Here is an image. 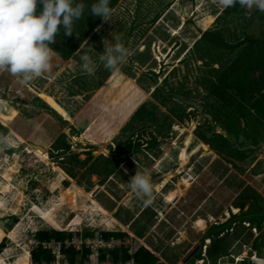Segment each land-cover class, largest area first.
Here are the masks:
<instances>
[{"label": "rangeland", "instance_id": "374dc122", "mask_svg": "<svg viewBox=\"0 0 264 264\" xmlns=\"http://www.w3.org/2000/svg\"><path fill=\"white\" fill-rule=\"evenodd\" d=\"M224 9L219 0H121L110 20L99 24L68 63L53 58L50 73L26 86L0 70V123L10 138L9 143H0V167L9 166L12 178L8 193L0 192V225L7 233L17 227L14 242L1 240L5 239L1 255L9 248L8 257H13L18 245L28 246L30 252L36 232L53 230L42 224L34 206L54 204L59 194L65 204L55 211L63 225L57 231L125 232L119 225H104L103 217L90 210V201L113 221L130 226L153 249L156 242L175 243V236L185 240L187 232L190 243L199 246L212 226L208 220H218L226 210L231 214L243 191L264 200V144L257 148L243 142L244 126L234 117L229 119L209 91L241 48L205 55L200 43L207 29L221 33L229 45L242 41L246 33L257 37L264 31V12L245 8V13L225 16ZM117 37L132 52L119 71L99 60L104 44H115ZM84 54L95 62L92 74L82 68ZM39 93L51 96L68 118L51 109ZM36 99L47 106H37ZM84 128L87 136L81 133ZM226 128L238 131V138H231ZM247 132L251 133L249 126ZM189 133L188 166L178 173L179 152ZM201 145L210 152L204 153ZM26 146L38 157L27 154ZM32 146L44 148L47 161ZM65 147L68 151L62 153ZM71 155L80 162L70 161ZM136 171L149 173L154 186L167 179L162 194L177 189L180 177L188 176L193 182L180 187L182 193H175L174 209L169 210L159 206L160 195L154 190L149 204L131 191L128 182ZM72 187L81 193H75V199L66 190ZM198 217L206 220L203 231L196 228ZM70 223L75 225L66 228ZM124 234L129 246L142 247ZM186 243L184 247L190 246ZM164 256L173 262L182 260L168 249ZM239 260L235 258L234 264Z\"/></svg>", "mask_w": 264, "mask_h": 264}, {"label": "trees", "instance_id": "16d2710c", "mask_svg": "<svg viewBox=\"0 0 264 264\" xmlns=\"http://www.w3.org/2000/svg\"><path fill=\"white\" fill-rule=\"evenodd\" d=\"M120 1L121 0H111L109 7L113 9ZM92 3L93 0H85L86 8L84 15L80 20L75 22L73 27V35H66L63 30H61V32L57 34L55 42L50 45V47L53 48L52 60L54 58L56 59V61L68 63L74 56V54L79 50V48L85 43L88 37L92 34V32L103 21L102 17H94L91 15L90 7ZM37 7L39 9L40 6L37 5ZM245 10V8H242L239 4H236L233 7L224 9L222 15L233 16L235 14L245 13ZM262 19L264 21V13ZM206 31H204L205 33L200 39V43H203V53L205 55L206 53L209 54L211 51H219L221 49L235 50L237 48H241L234 59L221 70L216 78V81L211 83L209 91L211 95L219 100L226 108L227 112L229 113V119L232 120V118L234 117L237 119L236 122L239 125L244 126L242 130V136L244 137V139H246L249 144H252L257 148L261 147L264 144V31L261 32V34H259L257 37L250 36L246 33L242 41L236 43L235 45L227 44L223 39L221 33L219 32L212 34ZM37 95L41 100L44 101L45 99V103L52 106L51 109L59 113L61 116H65V119L66 116L68 118V114L66 113V111L51 96L45 93H39ZM40 99L35 100L36 105L39 107H46L47 105ZM17 108H19L18 110H23L19 106H17ZM54 111L51 112L55 113ZM250 117H254L257 122L255 121L249 123L248 118ZM120 120L121 119H119V121ZM61 122L65 124L64 121ZM248 126L251 128V133H246V128H248ZM226 131L230 137L238 138V131H232L229 129H226ZM8 132L9 131L7 127L0 123V136L6 137ZM81 133L84 136L88 135V132L85 130V128L81 129ZM12 134L14 135V133ZM191 136V133H189V136L184 141V148L179 152L180 168L178 169V173H182L184 169H187L186 167L188 166V154L186 149L190 144L189 140ZM201 148L203 149L204 153L210 152L209 148L205 145H201ZM38 151L47 161L46 150L43 148L38 149ZM67 151L68 149L67 147H65L63 148L62 153H66ZM25 152L27 154H33L37 156L27 146ZM192 152L195 153V150H193ZM69 159L74 163L80 162L77 157H74L72 155L69 157ZM10 174L11 171L9 166L0 167L1 193H8L10 189V182L12 181ZM166 181L167 179H163V182L157 185L156 189L161 188ZM192 182L193 179H189L188 176L180 177V179H178V188L169 190L165 193L164 203H173L175 199L182 193L180 187L187 188L192 184ZM66 190L73 192L74 194L79 193L76 187H72V189L66 188ZM177 192L180 193L178 196L175 195V193ZM77 194H75L74 199L76 198ZM74 202L75 201H73V203ZM64 204L65 203L62 201L59 194V200L54 202V204L49 202L47 205H42V207L34 206V210L39 215V219L41 220V222H43L42 224L50 226L53 230L36 232L34 237L39 245L35 247L31 252H29L28 246L18 245L17 247L19 250H17L19 252H17L16 250L15 253H11L14 255L13 257H8V252L10 251L9 248H7L5 253L1 255L2 250L5 248V239L2 242L1 240L3 238H7L9 241L14 242L17 236V227L7 233L0 225V264H30V260L32 264H40L42 262L50 263L54 259V257L50 254V252L43 249L41 243L49 242L51 240L64 242L65 240H71L72 237L78 235L77 233L57 231L62 230L63 225L60 221L56 220L55 211ZM245 204H248L249 206L246 215H240L238 217L231 216V218L224 224L210 228V230L205 234V236L201 240V243L199 244L200 251L197 254V259H200L202 257L204 238H209L211 239V243L207 248L206 257L211 264H216L217 260L220 257L224 256L225 250L223 248V243L228 236L229 230L231 229L233 224H236L237 221L244 222L245 220H249L248 222L255 224L258 230H262L261 228L264 222V200L257 194L253 195L243 191L239 195L238 206L237 204L235 205L241 209L245 206ZM89 205L90 210H92L94 214L103 217L104 225L109 228L118 227V224L105 214L108 212L104 210L98 203L97 205L99 206V208L101 207L104 212L98 208H95L90 201ZM2 209L3 202L0 197V211ZM204 224L205 223L203 222V220H199L197 221L196 227L202 229L204 228ZM74 225L75 224L73 223L67 224L66 228H71ZM119 229H121L120 226ZM220 234H222V237H219ZM85 235L92 236L91 233H85ZM104 236L121 239L126 237L124 233H105ZM262 241H264V231L256 239L255 247L261 245ZM62 253L66 254L70 264H74L77 260L78 253L72 247L66 250L62 249ZM244 255H242V257H235L240 259L237 264H244ZM106 256V253H102L99 257H94L89 252H85L84 254V258L90 259L91 261L98 260L100 263H102L106 259ZM131 258L133 259L134 264H158L159 262L152 253H150L143 247L136 251L132 257L128 255L127 250L124 249L110 254V259L114 263H117L119 261L125 262Z\"/></svg>", "mask_w": 264, "mask_h": 264}, {"label": "clouds", "instance_id": "9594fccd", "mask_svg": "<svg viewBox=\"0 0 264 264\" xmlns=\"http://www.w3.org/2000/svg\"><path fill=\"white\" fill-rule=\"evenodd\" d=\"M111 0H93L92 16L109 21ZM224 8L239 4L242 8H256L264 12V0H219ZM39 5V9L37 7ZM85 0H0V70H7L19 78V83L28 85L51 71L53 48L58 33L73 35L76 21L84 15ZM132 52L116 38L115 44H104L99 60L108 69L119 71ZM82 68L88 74L95 71V62L84 54ZM9 137L0 136V143H9ZM131 191L149 203L154 185L149 173L136 171L128 182Z\"/></svg>", "mask_w": 264, "mask_h": 264}, {"label": "crops", "instance_id": "0c3cea01", "mask_svg": "<svg viewBox=\"0 0 264 264\" xmlns=\"http://www.w3.org/2000/svg\"><path fill=\"white\" fill-rule=\"evenodd\" d=\"M212 98L215 101H217L221 106H223L222 103L219 100H217L215 97L212 96ZM223 108L226 110V108L224 106H223ZM248 119H249L248 120L249 123H252V122H255L256 121L254 119V117H250ZM218 125L221 127V124H218ZM213 128H215V127H213ZM226 129H228V128H226ZM246 130H247V128H246ZM238 136H239V134H238ZM240 137L242 138V141L243 142L244 141H247L246 139H244V137L242 136V134H240ZM162 182H163V179H162L161 183ZM159 184L160 183L156 184L154 186V188H156V186L159 185ZM163 186L161 188H163ZM161 188L154 189V192H155L156 196L160 195V197H159L160 198V201H159L160 202V205L159 206L160 207L162 206V208H164V206L166 205L167 207L169 206V210L174 209V204H175L177 198L171 204L164 203V196H165V194H162ZM177 193H178V195L180 194L179 192H177ZM152 199H151V201H152ZM140 201L143 202V203H145L144 200H140ZM248 208H249L248 204L245 205L241 209L238 208V207L237 208H232L231 209V214H230L229 211L226 210V211H224L222 213L223 216L221 218H219L218 220H214L212 217H209V218H211L213 220L212 221L208 220V222L209 223L211 222V224H212L211 228L217 227V226H219V223L222 224L224 222H227L231 218V216L238 217L240 215L241 216L242 215L243 216L246 215L247 212H248L247 211ZM158 211H157V213H158V219L160 221L161 214ZM235 211H236V213H235ZM199 220H203L204 223L206 221V220L202 219L201 217H198L195 220V225L197 224V221H199ZM248 221L249 220H245L244 222H238L237 221L236 222V224L238 223L237 225L236 224H233V226L231 227V229L228 232L227 238L225 239V241L223 243V248L225 250L224 256L220 257L217 260V262H219V264H234V258L237 257V256L238 257H242V255H244V254H246L243 257L244 264H264V245H258L257 247H255V241H256V239L261 234V232L264 231V222L262 224V228H261L262 230L260 231V230H258L256 228L255 224L249 223ZM117 223H118V225L120 227H122L123 230H125V232H123V233H126V234L130 235L131 237H133L136 241H139L141 243V245H142L143 248H145L150 253H152L158 259V261H159L158 264H180L181 261L182 262L183 261L184 262H187V261L188 262H196L197 264H205L206 262H208V258L206 257V251H207V248L210 246V243H211V239H209V238H204V244H203V247H202V251H203L204 254H202V257L200 259H197L196 258L197 257V254L200 251L199 246H198V242L195 241L193 243H190V241L188 240L189 239L188 238V236H189L188 232L185 233V240H182L183 236H181L180 233H178V235H180V237H177V236L174 237L175 243L174 242H171V243H169L167 245H159L156 242V246L153 249L152 247L148 246L146 243L143 242V237L133 234L130 231V226H128V225H122L119 222H117ZM205 225H206V223H205ZM196 228H198V227H196ZM204 228L203 229H200L199 231H203ZM154 229H155V227L151 228L150 231L153 232ZM191 230H194L195 235H198L199 234L197 231H195V228L191 227ZM63 232H65V231H63ZM77 232H79V231H77ZM146 235H150L151 237H154L152 235V233L151 234H148L147 233ZM220 236L222 237V234H220ZM184 243H186V245L190 244V246L184 247V245H183ZM167 249L170 250V251H172V252L178 253L182 257V260L179 261V262L178 261L177 262H173V261L167 260L166 257L164 256L165 255V250H167ZM178 250H180L181 252L178 251Z\"/></svg>", "mask_w": 264, "mask_h": 264}, {"label": "built area", "instance_id": "2783aa9c", "mask_svg": "<svg viewBox=\"0 0 264 264\" xmlns=\"http://www.w3.org/2000/svg\"><path fill=\"white\" fill-rule=\"evenodd\" d=\"M78 235L71 238V240H65L64 242H57L51 240L49 242H42L43 249L50 252L54 259L50 263L42 262L40 264H70L66 254L62 253V249L73 248L78 253L77 260L74 264H134L133 259H129L125 262L114 263L110 259V254L118 252L120 250H127L128 255L131 257L141 246L135 247L129 246L127 240L121 238L105 237V233H93L92 236H87L85 233H77ZM33 245L37 247L39 243L34 241ZM34 249V248H33ZM31 249L30 252L33 250ZM85 252H89L94 257H99L102 253H106V259L100 263L98 260H90L84 258ZM184 264H197L196 262H185Z\"/></svg>", "mask_w": 264, "mask_h": 264}, {"label": "bare ground", "instance_id": "6f19581e", "mask_svg": "<svg viewBox=\"0 0 264 264\" xmlns=\"http://www.w3.org/2000/svg\"><path fill=\"white\" fill-rule=\"evenodd\" d=\"M33 147V149H35V150H38V149H42L41 147H34V146H32Z\"/></svg>", "mask_w": 264, "mask_h": 264}, {"label": "water", "instance_id": "95a60500", "mask_svg": "<svg viewBox=\"0 0 264 264\" xmlns=\"http://www.w3.org/2000/svg\"><path fill=\"white\" fill-rule=\"evenodd\" d=\"M34 147H37V146H34Z\"/></svg>", "mask_w": 264, "mask_h": 264}]
</instances>
